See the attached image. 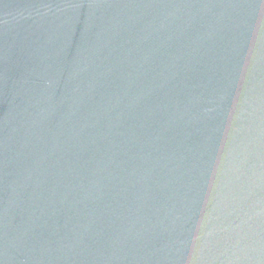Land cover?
<instances>
[{"label": "water", "instance_id": "95a60500", "mask_svg": "<svg viewBox=\"0 0 264 264\" xmlns=\"http://www.w3.org/2000/svg\"><path fill=\"white\" fill-rule=\"evenodd\" d=\"M0 264H264V0H0Z\"/></svg>", "mask_w": 264, "mask_h": 264}]
</instances>
